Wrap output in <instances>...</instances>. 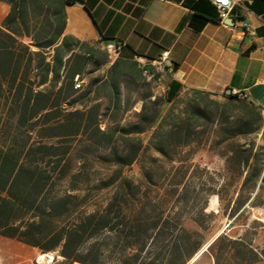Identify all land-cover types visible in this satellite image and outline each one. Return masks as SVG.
Returning a JSON list of instances; mask_svg holds the SVG:
<instances>
[{"label": "trees", "instance_id": "1", "mask_svg": "<svg viewBox=\"0 0 264 264\" xmlns=\"http://www.w3.org/2000/svg\"><path fill=\"white\" fill-rule=\"evenodd\" d=\"M4 1L11 8L0 25V264L12 256L29 263L26 251L6 247L13 242L36 252L32 264L51 253L52 264H188L217 214L225 226L209 247L213 264H264V109L192 91L163 115L159 99L144 104L122 125L117 96L104 105L98 92L74 88L56 52L47 61L59 32L28 26V10L56 2ZM202 146L223 160L220 171L192 163ZM161 160L169 166L163 186L147 171L154 187L123 174Z\"/></svg>", "mask_w": 264, "mask_h": 264}, {"label": "crops", "instance_id": "2", "mask_svg": "<svg viewBox=\"0 0 264 264\" xmlns=\"http://www.w3.org/2000/svg\"><path fill=\"white\" fill-rule=\"evenodd\" d=\"M48 1L57 8L44 3L41 12L27 11L30 29L59 32L47 61L56 52L57 61L68 63L74 79L82 81L79 91L98 92L104 105L117 96L124 119L155 99L163 115L192 91L223 101L227 90H236L254 106L264 105V0H235L245 10L234 8L236 15L223 21L208 0ZM10 8L0 0V25ZM108 44L123 47L110 56ZM164 51L169 68L150 82L136 57L158 59ZM141 136L147 143L150 132Z\"/></svg>", "mask_w": 264, "mask_h": 264}, {"label": "rangeland", "instance_id": "3", "mask_svg": "<svg viewBox=\"0 0 264 264\" xmlns=\"http://www.w3.org/2000/svg\"><path fill=\"white\" fill-rule=\"evenodd\" d=\"M189 96L185 94L182 98L178 99L175 104L176 106L183 105L187 100ZM135 121L133 115H129L124 119V121H121V124H127L130 122ZM261 133H264V128L261 131ZM145 139V138H144ZM148 157H158L157 154H155L152 151L148 152ZM146 160L145 162H147ZM144 162V160H143ZM144 162V163H145ZM142 164V163H136L132 165L129 168L123 169V174L125 177L131 179L134 183L140 185L142 188H146L147 186L154 187L144 176V171L149 172V174L152 177V180L154 183H158L160 186L162 185V180H160L163 177V174L165 173L166 169L169 167L167 163L164 161H160L148 170V164ZM192 163L194 165H197L200 169H207L209 172H217L220 171L223 167V160L219 158L215 152L210 151L207 146H202L200 148L195 149L192 155ZM163 186V185H162ZM208 208L210 210L215 211L216 213L219 210V203L218 199L211 197L209 199V206ZM211 230L205 234L207 243L205 245V248L199 252L188 264H213V258L209 253V247L213 243V241L217 238L218 232L223 230L225 226V219L221 217L220 214L216 215V218L211 219ZM187 227L192 228L193 226L191 224H187ZM4 246V245H3ZM9 249H22L23 251H26L28 253V264H32L31 260L35 257V251L33 250H26L25 248L20 247L16 243H9L6 245ZM52 259L56 256V253H51ZM45 256L42 258V263H44ZM7 263L9 264H24V257L20 260V258L16 256L8 257L6 259ZM2 263V261H0ZM53 262V261H52ZM52 264V263H51Z\"/></svg>", "mask_w": 264, "mask_h": 264}, {"label": "built area", "instance_id": "4", "mask_svg": "<svg viewBox=\"0 0 264 264\" xmlns=\"http://www.w3.org/2000/svg\"><path fill=\"white\" fill-rule=\"evenodd\" d=\"M209 2L216 8L219 16V20L223 21L228 17L235 16L234 8H239L245 10V7L235 0H209ZM242 27L245 31H248L249 26L247 23H243ZM123 44L114 45L108 44L105 49L110 53V56L117 55L122 49ZM168 51H164L158 59H143L141 57H136L138 64L141 67V72L144 77H148L149 81H159L160 77L165 74L169 68L167 64ZM75 89L80 90L82 88V81L79 77H75ZM237 99L244 100L247 99V94L245 92H240L236 90H230L229 94Z\"/></svg>", "mask_w": 264, "mask_h": 264}, {"label": "bare ground", "instance_id": "5", "mask_svg": "<svg viewBox=\"0 0 264 264\" xmlns=\"http://www.w3.org/2000/svg\"><path fill=\"white\" fill-rule=\"evenodd\" d=\"M106 52L109 53V52L107 51V49H106ZM109 54H110V53H109ZM145 78L148 79V77H145ZM52 261H53L52 256H51L50 254H46L45 259H44V263H45V264H51Z\"/></svg>", "mask_w": 264, "mask_h": 264}, {"label": "water", "instance_id": "6", "mask_svg": "<svg viewBox=\"0 0 264 264\" xmlns=\"http://www.w3.org/2000/svg\"><path fill=\"white\" fill-rule=\"evenodd\" d=\"M230 19H231V22H233V18H230ZM229 91H230V90H227L226 95L229 94ZM262 108L264 109V105H262Z\"/></svg>", "mask_w": 264, "mask_h": 264}]
</instances>
